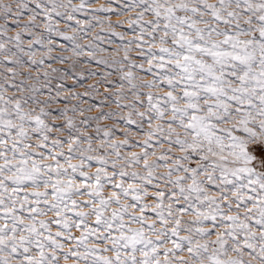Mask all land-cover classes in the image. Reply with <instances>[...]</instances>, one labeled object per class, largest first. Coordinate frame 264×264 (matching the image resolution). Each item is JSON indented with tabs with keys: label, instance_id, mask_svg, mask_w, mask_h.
I'll return each mask as SVG.
<instances>
[{
	"label": "snow or ice",
	"instance_id": "6c2138e0",
	"mask_svg": "<svg viewBox=\"0 0 264 264\" xmlns=\"http://www.w3.org/2000/svg\"><path fill=\"white\" fill-rule=\"evenodd\" d=\"M0 264H264V0H0Z\"/></svg>",
	"mask_w": 264,
	"mask_h": 264
}]
</instances>
